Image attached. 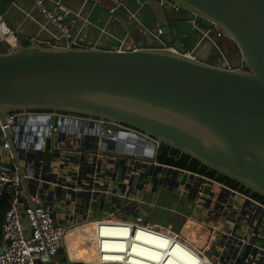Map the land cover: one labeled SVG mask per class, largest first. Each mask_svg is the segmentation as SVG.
I'll list each match as a JSON object with an SVG mask.
<instances>
[{"label": "water", "instance_id": "1", "mask_svg": "<svg viewBox=\"0 0 264 264\" xmlns=\"http://www.w3.org/2000/svg\"><path fill=\"white\" fill-rule=\"evenodd\" d=\"M26 1L0 0V14L16 18ZM147 4L163 41L176 51L31 39L0 53V121L12 113H50L100 120L116 134L119 126L129 127L155 140L159 149L176 150L264 199V0ZM171 10L203 20L232 41L239 62L215 65L189 56L179 22L169 24ZM14 131L6 137L18 161ZM53 142L47 139L48 150ZM152 168L145 166L141 176ZM24 186L28 191L25 181ZM251 255L257 258L258 249Z\"/></svg>", "mask_w": 264, "mask_h": 264}, {"label": "built area", "instance_id": "2", "mask_svg": "<svg viewBox=\"0 0 264 264\" xmlns=\"http://www.w3.org/2000/svg\"><path fill=\"white\" fill-rule=\"evenodd\" d=\"M111 1L114 6L110 9V13L116 14L119 8L123 7L124 1ZM148 1L138 0L140 4H146ZM34 2L47 20L59 29L64 42L71 41L74 44H78L72 33L71 26L67 22L69 16L67 11L50 10L46 7V0H34ZM174 12L178 13L176 10ZM209 34L210 31L207 30V35ZM217 36L222 38L218 34ZM20 44L11 28L4 23V19L0 16V45H5L8 51H16L20 48ZM59 44L63 43L60 42ZM144 47L176 51L165 44L160 30L154 35L153 43ZM188 55L190 56L191 54L188 53ZM51 115L54 114L12 113L7 116L5 122L0 121V135L2 137L0 152L5 153V159H9L12 163L16 158L7 141L6 131L14 130L19 120L22 117H27V127L29 132H32L31 137L33 139V143L30 144L32 145L30 147L31 151L24 150L20 152L18 149V146L21 145L20 140L25 144L26 135H24V139L17 140L15 134L17 159H19L17 161L18 169L16 165H12L8 170L4 169V173L2 171L0 173V194L2 190L7 193H10V191L15 193L14 202L6 214L3 225L0 264H55L54 259L62 249L65 238L71 230L69 226L59 223L54 212L45 205L40 204L38 206L33 201H31L33 204L27 202L24 205L21 200L24 181L29 183L28 179H30L33 186V189L30 190V195L33 199L38 197L39 193L44 192V184L47 181L50 182V169L54 163L45 159L47 151L53 150V146L56 145L58 154H55V157L58 161L60 159H69V162L76 159L75 157H70L73 153H85L77 161L83 164L84 167L81 169V173L85 178H88L94 175L93 171L94 169L96 170L95 167L89 166V157H85L86 154H91V149H88V147L92 146V144L108 143L113 141V139H117L116 133L107 130L105 127L106 123L100 120L76 117L77 119H84L97 124L98 131L93 134V137H90V134L86 132H77L69 127L62 129L54 125ZM119 130L135 132L154 145L155 149L152 150V155L149 156L151 159H143L144 157L142 159H131L134 162V166L143 164L141 168L145 166L153 167L150 174L144 178H148L147 180L152 179L153 184H158L159 176L162 174L166 176L168 174L174 175L178 180L182 177L184 184L178 183L180 194H184V196L194 200L195 207L201 210L200 213L203 217H197L196 219L193 214L186 216L179 224L180 231L160 226L157 224L158 216L155 215L153 210H143L145 209L143 198L136 199L135 197L130 198L127 196L135 189V185L130 187L131 189L127 192L125 187L123 188L119 184L114 188L113 195L116 197L117 208L127 210V216L118 220H111V218L110 220H95L92 224V231L82 243V248L84 247L91 256L90 260L80 258L83 263L137 264L134 260H143L144 257L138 255L134 250L136 245L141 244L136 238V234L138 231H143L162 235L170 239L172 244H179L185 247L195 256L197 264H235L241 257H245L242 264L249 262H252V264H263L264 202L258 200L250 193L234 188L216 178L161 164L157 161L159 148L155 140L129 127L119 126ZM48 138L54 139L50 150L47 149L46 141ZM96 138H98V141L95 140ZM79 139L84 140L82 145L78 144ZM24 160L26 161L25 169L19 166L21 161ZM68 165L66 164L65 168H68ZM139 168H137L135 175L136 180L141 178L143 169L139 170ZM156 178L157 182L155 183L154 180ZM37 185V189H34ZM70 186L72 187V185ZM89 187L88 185L84 190V194L90 195L92 198L94 187L91 190L88 189ZM76 188L77 185L75 184L72 187L74 189L72 191L78 192ZM131 203H135V206L129 207ZM173 212L181 214L176 209ZM111 226H118L120 229L128 231L125 239L128 248L126 253L116 252L117 250L114 247L105 248V242L115 244L121 240L105 235L102 232L104 227ZM190 232L195 235L192 242L186 238L190 235ZM254 237L260 239L262 243L254 245V242L251 241V238ZM255 248L258 249V256L254 259L251 254ZM106 256L108 258H105ZM170 257L171 252L156 264H168Z\"/></svg>", "mask_w": 264, "mask_h": 264}, {"label": "crops", "instance_id": "3", "mask_svg": "<svg viewBox=\"0 0 264 264\" xmlns=\"http://www.w3.org/2000/svg\"><path fill=\"white\" fill-rule=\"evenodd\" d=\"M123 1V7L119 8L116 14L110 13V9L114 6L111 0H46L45 4L50 10L67 11L69 13L67 22L70 24L72 33L78 44L125 51L151 45L154 35L160 29L154 13L150 10L147 3L140 4L138 0ZM20 7L21 13L16 18L10 16L4 17L0 14L4 19V23L11 28L20 43L31 39H39L45 43L56 45L60 42L65 43L59 29L47 20L46 16L36 6L34 0L21 2ZM126 12L132 15L129 21L136 24L134 30L137 29L140 35L133 42L128 40L127 34L123 32L119 25L121 15ZM166 16L169 24L172 26H174L175 22H179L178 24L184 30V34H186L183 43L188 53L198 58L200 55L199 48H201V45H197L198 37H200V40H203L208 36L207 30H209L211 36L208 38L212 40V34L215 32L213 28H203L199 34V31L194 26L196 19L190 18L187 14L175 13L171 10L166 12ZM184 17L187 19L186 26L181 22V19H184ZM189 26L191 27L189 28ZM192 26L194 29H192ZM187 38L190 41H185ZM217 38L223 39L218 36ZM189 44L192 46L190 49H188ZM201 52L206 57L210 53L204 49ZM200 57L202 56L200 55ZM51 116L54 125L62 129L69 127L77 132H86L90 134V137H93V134L98 131L97 124L92 121L62 114ZM27 124V117H22L14 131L17 140L24 139V135H26V139H24L25 144L20 140L21 145L18 146L19 148L17 147L20 152L24 150L31 151L30 147L32 145L30 144L33 143L32 132H29ZM90 137L88 138L90 139ZM116 137L117 139H113V141L108 143L92 144V146L88 147V149H91V154H86L85 157H89V166L96 168L97 172L94 169V175L85 178L81 173V169L84 166L77 159H81L80 156L85 153L76 152L70 155V157L76 158L73 160L74 162H69V159H60L58 161L55 157V154H58L56 150L57 146L55 145L53 146V150L47 151L45 155V159L54 164L51 165L50 169L51 174L49 177L51 183L47 181L44 184V192L39 193V196L33 199L30 195V190L33 189L30 179H28L29 183H27L28 191H26L23 185L21 200L24 205L29 201H33L38 206L43 204L54 212L56 220L59 223L71 228L68 234H72H67L62 249L54 259L55 264H82L83 262L80 258L90 260L91 256L89 252L87 253V250L82 248L83 239L79 237L78 231L83 229L84 231L88 230L90 233L93 229L92 224L98 219L110 220L111 218V220H118L127 216V210L117 208L116 197L113 195L114 188L119 184L122 185L121 187H125L127 192L131 189L130 187L135 185V189L127 196L130 198L135 197L136 199L143 198L145 202V209L143 210H153L155 215L158 216L157 224L160 226L177 230L176 228H179L180 222L186 216L193 214L196 219L197 217H203L200 213L201 210L195 207L194 200L184 196V194H180L178 183L184 184L182 177L178 180L174 175L168 174L166 176L162 174L159 176L158 184H153L152 179L147 180L148 178L142 176L138 180L135 179L138 166H134V162L131 159H142L143 157V159H151L149 156L152 155V150L155 149L151 142L145 140L135 132L125 130H120L116 134ZM1 141L2 137L0 135V143H2ZM83 143L84 140L79 139L78 144L82 145ZM5 157V153L0 152V173L1 171L4 173V169L8 170L12 165H16L18 169V163L15 159L12 163L9 159H5ZM24 161H21L23 169L26 167V161ZM66 164H69L68 168H65ZM140 169L144 171V168ZM73 183L77 185L76 189L78 192L72 191L74 190L72 187L75 185ZM88 185L90 186L89 190L94 187L92 198L90 195L84 194V190ZM174 195L177 199L174 198ZM174 209L178 210L181 214L174 213ZM102 232L105 235L116 238L126 237L128 233L127 230L115 226L104 227ZM186 238L192 242L195 235H193V232H190V235ZM137 239L147 245H152L151 243H153L154 246L160 245L161 248L168 246L166 241L143 231L137 234ZM251 241L254 242V245L262 243L260 239L255 237L251 238ZM115 245H119V243H115ZM112 247L115 250L117 248L115 246H108V248ZM135 249L137 254L139 253L138 255L150 256L148 250L141 245L140 247L136 246ZM126 251L127 249H124L121 253H126ZM173 253H180V256L184 260L188 259L186 254L178 248L174 249ZM134 261L138 264H145L144 260L141 259Z\"/></svg>", "mask_w": 264, "mask_h": 264}, {"label": "rangeland", "instance_id": "4", "mask_svg": "<svg viewBox=\"0 0 264 264\" xmlns=\"http://www.w3.org/2000/svg\"><path fill=\"white\" fill-rule=\"evenodd\" d=\"M129 18H132V15L128 14L127 12L125 14H122L120 17V20H119V23H120L119 25H120L121 29L123 30V32L127 34V36H128L127 38H129L128 40L133 42L134 39H138V36H140V35H139L137 29L134 30V27L136 26V24L129 21L130 20ZM185 18L186 17H184V19H181V22L184 24V26L187 25V23H186L187 19H185ZM194 22H195L194 26H195V28H197V31H199V34H200L204 27H202V24L199 22L198 19L195 20ZM190 27L191 26H189V28ZM208 28H210V27L208 26ZM192 29H194L193 26H192ZM189 32H191V31H189ZM185 35L186 34H182L181 38H184ZM216 35L217 34H215V32H213V34H212L213 39L212 40H210L208 38L211 36L210 34L207 37H205L204 39L202 38L203 40H200V37H198L197 45L198 46L201 45V48H199V52H200V55L202 56V57H200V55H199L198 59L204 60V61L209 62L211 64H219L225 60L232 61V64H234V65L237 64L239 62V60L236 59L235 57H237V58L240 57V52H239L237 46L232 41H230L226 38L218 39ZM185 41H190V40L187 38ZM210 44H211V46H210ZM207 45H209V46H207ZM213 45H215V46H213ZM147 46H150V45H147ZM191 47H192L191 44H189L188 49H190ZM5 48H6V46H5ZM203 49L208 50L210 52L207 57L203 54V52H201V50L203 51ZM2 50H4V49L0 48V51H2ZM6 50H8V49L6 48ZM235 60L237 62H235ZM174 198L177 199L175 195H174ZM176 229L179 230L181 228H176ZM87 231H84L83 229H80L78 231V234H80L79 237H81L83 239V241L88 238L89 231L88 232ZM70 234H72V233H70ZM70 234H68V235H70ZM68 242H69V240H68Z\"/></svg>", "mask_w": 264, "mask_h": 264}, {"label": "trees", "instance_id": "5", "mask_svg": "<svg viewBox=\"0 0 264 264\" xmlns=\"http://www.w3.org/2000/svg\"><path fill=\"white\" fill-rule=\"evenodd\" d=\"M199 22L202 24V27H204L205 29L208 28V23L205 24V22L203 20L198 19ZM25 45L29 44V41H24L23 42ZM0 48H3L4 50L0 51V53H5L8 50H6L4 45H0ZM236 58V57H235ZM177 154H180L178 151L173 150L169 147H162L158 150V156H157V161L161 164L167 165V166H172V167H176L179 169H183V170H187V171H192V172H196V173H200L209 177H213V178H217L216 174L214 173H209L206 170H200L198 168L197 165L195 166H190L188 164L189 159H191L188 156L183 155V159L186 162H182V161H178L177 160ZM192 160V159H191ZM194 163L196 162L197 164H199L197 161L192 160ZM218 180L234 187L237 189H240L242 191H245L247 193H250L249 191H246L244 188H240V186L235 183L230 181L227 178L224 177H219ZM255 198H257L258 200L264 202V199L258 195H253ZM15 199V193L13 191H10V193H7L5 190L1 191L0 194V245L2 243V239H3V225L5 222V217L7 212L9 211V209L12 206V203L14 202ZM84 264V263H82Z\"/></svg>", "mask_w": 264, "mask_h": 264}, {"label": "bare ground", "instance_id": "6", "mask_svg": "<svg viewBox=\"0 0 264 264\" xmlns=\"http://www.w3.org/2000/svg\"><path fill=\"white\" fill-rule=\"evenodd\" d=\"M116 227H118V226H116ZM139 232L140 231H138L137 234ZM137 234H136V238H137ZM147 234L166 241L168 243V246L161 248L160 245L154 246L153 243H151L152 245H147V244L139 241L141 243L140 245L143 246V248L147 249L149 254H150V256L149 255H142V256H144L143 260H144L145 264H156L157 262L162 261L163 258L166 255H168L169 252H171V257L168 259V264H197L196 263L197 260H196L195 256L192 253H190L185 247H183V246H181L179 244H172V241L170 239H168V238H166V237H164L162 235L150 234V233H147ZM117 238L121 239V240H119V245L106 243L105 244V248L108 247V246H115V247H117L116 248V250H117L116 252H120V253L124 249H128L127 248V243L125 242L126 237H117ZM140 245H136V246L140 247ZM177 248L182 250L186 254V256L188 257L187 260H184V258H182L180 256V253H173V250L177 249ZM134 250L136 252L135 248H134ZM125 257H126V255H125ZM105 258H108V256H106ZM198 263H199V260H198Z\"/></svg>", "mask_w": 264, "mask_h": 264}, {"label": "flooded vegetation", "instance_id": "7", "mask_svg": "<svg viewBox=\"0 0 264 264\" xmlns=\"http://www.w3.org/2000/svg\"><path fill=\"white\" fill-rule=\"evenodd\" d=\"M196 20H197V18H196ZM226 61H227V60H226ZM235 62H237V61L235 60ZM219 64H221V63H219ZM176 156H177V160H178V161L186 162V161L183 159V155H181V154H177ZM188 164H189L190 166H192V165H193V166L197 165L198 168H199L200 170H206V171L209 172V173H214V174H216V176H217L216 179H218L219 177H222V176L218 175V173H215L214 171H212V170H210V169H208V168H206V167H204V166H202V165H200V164H197L196 162L194 163L191 159H189ZM224 178H225V177H224Z\"/></svg>", "mask_w": 264, "mask_h": 264}]
</instances>
